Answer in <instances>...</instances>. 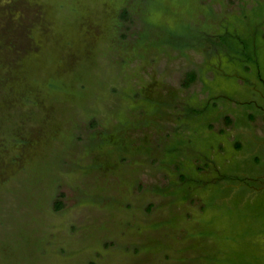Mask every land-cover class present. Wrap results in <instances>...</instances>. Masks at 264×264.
I'll use <instances>...</instances> for the list:
<instances>
[{"label":"rangeland","instance_id":"obj_1","mask_svg":"<svg viewBox=\"0 0 264 264\" xmlns=\"http://www.w3.org/2000/svg\"><path fill=\"white\" fill-rule=\"evenodd\" d=\"M257 103L264 0H0V264H264Z\"/></svg>","mask_w":264,"mask_h":264},{"label":"trees","instance_id":"obj_2","mask_svg":"<svg viewBox=\"0 0 264 264\" xmlns=\"http://www.w3.org/2000/svg\"><path fill=\"white\" fill-rule=\"evenodd\" d=\"M126 9H124L122 11V15L125 16V13H126ZM195 77V74L193 71H189L187 73V77L186 79L184 80V84L187 85L192 79H194ZM264 155V154H263ZM252 157H254V162H260L262 160L260 154H256V155H253ZM262 164H264V160L263 162L261 161ZM61 204L60 201H56L55 205L56 207H59ZM252 208H253V213L257 214V215H262V217L264 218V193L262 195H258L256 196V199L254 201L253 204H251ZM239 264H244V262H239ZM248 264V263H246Z\"/></svg>","mask_w":264,"mask_h":264},{"label":"flooded vegetation","instance_id":"obj_3","mask_svg":"<svg viewBox=\"0 0 264 264\" xmlns=\"http://www.w3.org/2000/svg\"><path fill=\"white\" fill-rule=\"evenodd\" d=\"M257 105H259L262 109H264V106H263V104L261 105L260 103H257ZM259 141H260V143H262L263 145H264V139H259ZM264 156H262V158H263ZM261 175H262V177H261ZM260 175V177L262 178H260L259 176H257L256 178H259V180L261 179V182L259 183V184H257L256 186L258 187H264V174H261Z\"/></svg>","mask_w":264,"mask_h":264},{"label":"clouds","instance_id":"obj_4","mask_svg":"<svg viewBox=\"0 0 264 264\" xmlns=\"http://www.w3.org/2000/svg\"><path fill=\"white\" fill-rule=\"evenodd\" d=\"M259 242L264 243V238H259Z\"/></svg>","mask_w":264,"mask_h":264}]
</instances>
